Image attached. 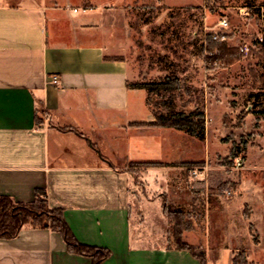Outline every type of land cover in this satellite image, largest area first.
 Masks as SVG:
<instances>
[{"label":"crops","instance_id":"crops-1","mask_svg":"<svg viewBox=\"0 0 264 264\" xmlns=\"http://www.w3.org/2000/svg\"><path fill=\"white\" fill-rule=\"evenodd\" d=\"M129 10L112 0H0V196L31 202L45 188L79 242L110 250L102 264H202L169 247L162 199L132 188L131 162L197 159L166 158L162 131H182L143 125L155 116L146 91L134 103L143 89L128 86L137 77L125 57ZM118 30L127 44L115 43ZM206 253V264L222 255ZM0 264L93 259L70 251L58 231L24 226L0 237Z\"/></svg>","mask_w":264,"mask_h":264},{"label":"rangeland","instance_id":"rangeland-1","mask_svg":"<svg viewBox=\"0 0 264 264\" xmlns=\"http://www.w3.org/2000/svg\"><path fill=\"white\" fill-rule=\"evenodd\" d=\"M112 1L131 5L125 57L136 80L178 74L204 89L208 118L204 140L162 131L166 158L197 160L131 162L132 188L162 199L169 244L178 227L184 242L222 253H214L213 264H230L234 249L264 264V0ZM129 39L116 31L117 45ZM221 54L228 62L213 59ZM137 91L134 103L146 90ZM234 146L238 157L231 156Z\"/></svg>","mask_w":264,"mask_h":264},{"label":"trees","instance_id":"trees-1","mask_svg":"<svg viewBox=\"0 0 264 264\" xmlns=\"http://www.w3.org/2000/svg\"><path fill=\"white\" fill-rule=\"evenodd\" d=\"M211 48L210 45L208 49L210 50ZM213 59L220 63L228 62L223 54L216 55ZM128 86L147 91L146 101L155 116V121L146 122L143 125L171 127L201 140L205 139L207 117L204 89L186 85V79L174 72L166 74L159 80L130 81ZM253 95L257 96L258 94ZM43 114L45 115V112L41 109L36 111L38 124L44 122ZM237 148L235 146L232 148L231 156L238 157ZM145 163L160 164V162L151 161H146ZM180 212L176 211L175 213L177 215ZM24 226L34 228L48 227L60 232L70 251L91 256L93 264H102L103 260L110 255L109 249L78 241L65 220L63 209L49 206L45 188L36 189L35 199L31 202H19L7 195L0 196V237H16ZM174 236L175 245L168 243L169 247L188 249L202 261V264H206L207 253L205 250L198 249L195 245L184 242L182 231L178 230V227L175 229ZM234 264H253V262L248 259L245 252L237 251L234 256Z\"/></svg>","mask_w":264,"mask_h":264},{"label":"built area","instance_id":"built-area-1","mask_svg":"<svg viewBox=\"0 0 264 264\" xmlns=\"http://www.w3.org/2000/svg\"><path fill=\"white\" fill-rule=\"evenodd\" d=\"M220 24L223 26V27H227L228 26V20L227 19H223ZM218 36H215V38H217ZM239 165L241 164L240 162L238 163Z\"/></svg>","mask_w":264,"mask_h":264}]
</instances>
